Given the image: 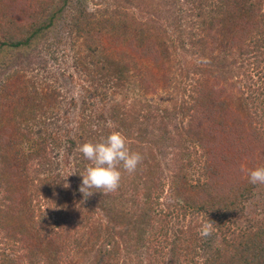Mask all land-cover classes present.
<instances>
[{"label": "trees", "instance_id": "16d2710c", "mask_svg": "<svg viewBox=\"0 0 264 264\" xmlns=\"http://www.w3.org/2000/svg\"><path fill=\"white\" fill-rule=\"evenodd\" d=\"M73 1L61 0L59 4L64 7ZM181 1L178 13H170V5L166 4L165 8L169 10L162 15L158 6L162 5L161 1L148 0L143 6L148 18L144 21L139 20L138 13L128 9L122 22L119 17L109 14L86 19L93 26V29L86 32L87 40L90 39L96 46L103 48L99 51L101 57L93 54L92 63L86 65L83 62L81 66L87 72L91 70L87 77L91 78L92 85L87 92L95 102L100 103L98 108L93 107V116L88 115L87 110L83 114L84 122L89 125L95 118L94 125L86 126V123L78 128H65L63 135L53 132L46 137L48 128H43V120H38L36 114L45 117L49 110L58 113L57 106H50L53 90L46 86L42 89L43 92L37 93L36 80L29 78L27 82L24 81L27 83V86H23L24 93L28 87L29 91L33 90L32 94L27 93V99L30 109L36 113L35 117L16 108L13 115L7 117L6 125L0 127V233H4L0 243H4V246L10 245L15 249L14 245L18 241L27 246L26 239L16 241L17 237L13 234V230L19 233L26 229L22 216L25 212L21 211V206L17 203V186H10L14 183L13 176L23 175L28 184H31L32 179V186L39 192L38 196L51 200L56 206L55 201L62 181H58L53 171H59L64 166L62 167L60 161L55 162V157L47 155L49 150L65 149L66 154L64 153L61 161L66 164L82 144L98 141L113 131H119L126 136L130 150L137 152L140 147H144L145 140L141 136L134 138L137 131L134 127L144 122L154 127L161 121L156 115L159 110L156 111L148 102L143 105L145 103L138 99L143 110L132 112L126 105L117 102L116 95L132 84L138 85L146 93L141 78L147 77L154 68L160 71L165 83H177L180 77H186L193 79L195 85L190 93L192 104L188 108L192 122L182 129L173 127L175 135L172 131H166L172 136L169 141H173L168 147H179L178 151L174 150L172 153L168 166L172 174L175 201L170 205L161 203L166 182L164 176L157 171L161 168L154 162L145 171L148 176L153 177L143 184L134 182L136 189L131 196H126L120 186L114 193L103 195L95 192L86 200L83 196L80 198L89 205L91 203V206L96 205L93 203L95 200L105 201L100 208H104L107 224L95 228L84 240L92 246L96 240L106 239V235H109L108 245L116 248L112 244V237L117 235L118 227H122L123 230L118 233L126 237V243L131 241L135 247L143 246L141 250L145 252L154 248L151 257L161 255L158 248L166 245L172 246L180 256L184 255V262L187 264L188 258L192 260V256L202 259V264H264V207L263 217L257 224L252 220L238 222L237 218L232 221V217L243 213L244 199L252 195L256 187L248 180H242L240 173L237 174V166L222 161L225 154L233 151L235 147L245 153L259 148L260 165L264 166V0H176V4ZM49 2L55 5V9L58 0ZM28 3L29 0H26L22 7L24 13L28 14L24 17L25 20L16 17L20 16V8L4 14L2 11L8 10L0 6V76L12 75L13 82L22 78L20 74H24L16 70L15 65L30 63L33 58L39 59L36 56L38 50L41 55L51 56L57 42L49 38V35L60 10L49 17H42L44 8L42 9L38 0H30V7ZM51 3L48 7L52 6ZM76 12L79 16L74 21L80 25L83 21L80 17L85 13L78 10ZM104 27L108 29L103 34ZM103 35L108 38L105 45L101 40ZM234 45L240 51L242 60V63L236 62L238 68H233L226 56L214 55L216 52H223L228 56L231 50L229 48ZM253 53L257 54L254 63L246 62ZM188 54L195 59L189 64L192 70L185 66L188 71H192V76L184 73L187 70L183 72L177 69L180 65L178 57L183 59ZM216 60H222L223 63L214 66ZM34 64L36 63L32 65ZM199 74L210 78L221 74L226 80L235 79L237 84L229 83L228 87L221 90H217L216 86L210 87L212 89L208 92L202 80L195 77ZM4 84H0V107L2 98L9 93V87ZM200 85L205 88L201 92ZM86 105L84 102L85 107ZM146 106L148 109H145ZM28 121L37 128L34 135L28 130ZM160 129L162 128L158 126L157 130ZM57 133H60L59 130ZM166 138V135H161V139L156 138L150 143L156 147L162 141L164 144L168 143ZM24 140L27 141V146L29 144V151L20 159H13L12 144L16 143L20 147ZM192 140L199 142L203 150L201 155L191 149ZM165 149L167 150V146ZM150 150L153 153V149ZM75 162L77 181L82 182L81 175L89 162L82 154L75 157ZM192 171L198 173L197 178L194 173L190 175ZM31 172L35 178H31ZM38 172L46 177L41 179ZM143 173L138 167L134 177L142 179ZM5 178L9 182L6 188ZM25 185L26 183L23 185L24 189L27 188ZM80 185L78 183L77 188H74L79 191ZM66 198L61 193L58 196V204H61L59 210H52L46 216L39 210L41 221H34L37 226L35 236L41 235L39 242L43 245L53 244L52 251L55 252L66 251L71 246L76 248L82 244L77 235V224L73 221L67 223L62 217L67 215L70 220L75 219L79 224V215H84L85 209L82 204L72 202L68 196ZM122 199L125 201L122 202ZM53 213L57 217L52 216ZM189 213L201 215V221L193 228H182L171 236V219L186 217ZM28 215L36 219L35 211ZM49 223H56L54 225L57 227L67 226V230L64 229L62 234L57 235L53 227H49ZM205 231L207 235L203 234ZM145 242L147 243L144 245ZM27 250L30 264H39L33 251ZM113 256L112 252L111 259L114 260ZM164 261L161 263L165 264ZM1 262L17 264L9 255ZM55 264H60V261L56 259ZM95 264H100V260H95Z\"/></svg>", "mask_w": 264, "mask_h": 264}, {"label": "rangeland", "instance_id": "374dc122", "mask_svg": "<svg viewBox=\"0 0 264 264\" xmlns=\"http://www.w3.org/2000/svg\"><path fill=\"white\" fill-rule=\"evenodd\" d=\"M160 1L162 5L158 4V6L163 13L162 15H165V13L169 10L165 8L166 4L170 5V13H178L180 11L182 1L179 4H176V0ZM25 2L26 0H0V6L4 10H8L2 11L4 14L11 13L14 8H20V16L16 15V17L20 20H25L28 15H26L24 13V9H22ZM38 2L41 5L42 9L44 8V15L42 17H49L56 11L60 10V13H58L59 16L54 22L52 32L49 35V38H52V40L55 41L57 40V42L51 56H46V54L41 55L40 50H38L36 52L37 55H35L39 57V59L35 60L33 58L30 63L27 62L26 64L15 65L14 68L16 70L18 69V71H21L25 74H20L22 78H20L19 80L13 82L12 75L6 74L0 76V84L5 83L4 86L7 85L9 87V93L7 94V96H4L2 98L1 102L0 127L6 125L5 122L7 121V117L13 115L14 111L17 110L16 108L24 110V112L28 116L35 117L34 114L36 113L30 109V103L27 99V93L29 92L32 94L33 90L29 91L30 88L28 87L26 93H24L23 91V86H27V83H24V81L27 82V80L31 78L32 80H36L37 82V93H40L46 86H50L53 90V94L50 95L52 96V104L50 106H57L56 109L58 110V113H56L55 110H49L48 114L45 117L39 113L36 114V116L38 115V120H43V128H48V134H46V137H48L49 135H52L51 133L53 132L59 135H63L65 133V128H78L80 125H86L87 122H84V112H86L87 110L88 115H91L95 110L93 107L95 106V108H98V105H100V103L95 102L94 99L91 98V95L87 92V90L92 85L91 78L87 77V73L89 75L91 70L87 72L81 67L83 62H85L86 65H88V63L90 62L92 63L93 54L101 57V55H99V51H102L103 49L101 46H96L95 42L90 41V39L87 40L86 32H88L89 29H93V26L89 25L86 19L90 20L93 17L97 18L109 14V16L112 15L115 17H119V20L122 22V19L125 17V11L128 9L134 11L135 13H138L139 20H148L147 15L145 14V10H143V6L146 2H148V0H74L72 4L66 5L64 7L59 4L61 0H58L55 9H53L55 5H52L49 0H38ZM50 3L52 6L48 7ZM175 4L177 6H175ZM28 6H31L30 0ZM39 8L40 7H38V10ZM76 10H78L80 13H85L82 17H80V20H83L86 23L82 21V23L79 25L77 21H74V19L79 16ZM46 20L47 18L45 19V21ZM104 28L105 30L103 34L108 29L106 27ZM101 40H103L104 45L105 42H108V38L106 35H103ZM229 49L231 50L229 51L230 54L228 56L223 52H216L214 53V55L221 54L223 56H226V58L229 59V64L232 65L233 68H238V64L236 65V62L239 61L240 63H242V60L240 58V51L235 48V45ZM256 56V53L250 54L246 62L251 61L252 63H254L253 60ZM181 58L180 56L178 57V60H180V62L178 63H180V65L179 68L177 66V69H181L184 72L185 70H187L185 66L189 68V64L193 63L195 59L189 54L187 55V57L185 56L183 59ZM216 61L217 62L214 66H217V63H223L222 60ZM33 63L36 64L32 65ZM232 63H234V65ZM257 65H259L258 61ZM148 69H150V67ZM189 69L192 70V68ZM150 71L151 73L147 77L141 78V83L144 84L146 93L140 90V87H138V85L132 84L129 85L128 89H124L125 91H121L116 95L117 102L121 103V105L123 106L126 105L132 112H140L141 110H143L138 99H141V102L143 101L145 103L143 105H146L148 103L152 104V107L155 108L156 111L159 110L158 112H156V115L161 118V121L154 127L147 122L140 123L142 125H137L134 127V130H137L134 138L137 139L141 136V139L145 140L144 147H140L137 151L143 157L142 162L138 167H140L141 173L144 172L142 174L144 177L142 176V179L134 177L136 171L132 174L124 172L122 175L120 186L122 187V192L126 193V196L127 194L131 196L133 190L136 189L134 182L138 181L142 182L143 184L144 182H148L151 177H153L151 175L148 176L145 171L150 164L156 162V164H158L161 168V170L157 171H159V174H162L164 176V180L166 182L165 194L161 199V203L163 205H170L173 204L175 200L173 198L174 185L172 182V174L170 173L168 169L170 167L168 166L170 165L172 160V153L174 152V150L178 151L179 147L177 149H175V147H168V145L170 146V142L173 141H169L172 136L169 135L166 131L174 130L173 127H179V129H182L183 126L187 127L192 122V119L190 118L188 113V108L192 104L190 93L195 85L193 79H187L186 77H180V79L178 80L179 84L178 82L165 83L160 71L158 72L154 68H152ZM184 73H188L191 76L193 74L192 71L188 70ZM202 75L203 74L195 75V77L202 80L201 82L208 90V92H210V89H212L210 87L216 86L217 90H221L228 87L229 83L237 84L235 79L226 80L222 77L221 74H217L212 78ZM218 75L221 76L218 77ZM178 76L179 74L177 75V77ZM203 88L204 87L200 85L199 92H201ZM54 91L56 93V96H54ZM110 94L112 95V93ZM139 95L143 96L139 97ZM84 102H86L87 107L84 106ZM145 109H148L147 106ZM66 121H68L67 124L65 123ZM94 122L95 118L90 125L87 123L86 126H92L94 125ZM27 123L28 130L32 135H34L35 131L37 130L35 124L31 123V121H28ZM48 125H50V127H47ZM205 125L207 127L209 126L206 123ZM158 126L162 129L157 130ZM57 130H59L60 133H57ZM174 131H172L173 135H175ZM137 135L139 136L137 137ZM161 135H166V142H169L164 144L162 143V141L160 145L156 147L153 146L150 142L156 140V138L161 139ZM26 143L27 141L24 140L20 147L16 146V143L12 144L11 150L13 152V159H20L22 155H25L26 152L29 151V144L27 146ZM198 143V141L192 140L190 147L195 151V153H199V155H201L203 150ZM165 146H167V150L165 149ZM150 149H153L154 154ZM258 151L259 148L255 151L249 150V153H245L244 151L242 152L238 147H235L233 151L225 154V157L222 159V161L226 164L232 163L234 166H237L239 171L237 174L240 173L242 180L247 181L248 178L246 170L261 166ZM64 153L66 154V150L63 148L60 150L58 148H55V151H52L51 149L47 152L48 156L56 158L55 162L60 161L59 163L62 165V167L64 166V168H61L59 171H53L58 181H62V183H60L61 185H59L60 188L57 193V201H55L56 206L52 204L51 200H46L45 198L38 196L39 192H36V189L34 188V186H32V179L31 184H28L27 181L23 178V175L13 176L14 183H12L10 186H14L15 188L17 186V193L19 196V200L17 203L19 207L21 206V211L25 212L22 213V216L24 217L26 226V229L24 231L20 230L19 233L13 230V234L17 237L16 241L26 239L27 246L25 243L22 244L21 241H18L16 245H14L15 249H13L10 245H5L7 246L5 247L4 243H0V264H2V259H5V257L8 255L15 259L17 264H30L31 261H29L27 249L33 251V253L35 254V258L36 256L38 258L39 264H55L56 259L60 261V264H95V260H100V264H152L151 262H153V264H162V260H165V264H187V262H184L185 256L183 255L184 258L182 257V255L180 256V253L176 252L172 246L166 247L165 245V247H162L161 245V248H158L161 255L158 254L157 256L153 255L151 257V254H153V252L155 251H153L154 248H150V250H146L145 252V250H141L143 246L135 247L131 241L129 243H126V237L124 238L122 235H120V233H118L123 230L122 227H118L117 235L112 237V244H115L114 246H117V249L108 245V243L110 244V242L108 241L110 239L109 235V238L106 235V239L96 240L92 246L88 245L86 243L87 241H85L86 238H88L87 236H89V234L95 228L101 227L102 224L104 226L107 224L106 213L103 210L104 208H100L101 204H103L105 201H103V199L95 200L93 203L98 207L96 205L91 206V203L89 205L88 202L81 201L80 198L82 197V194L78 190H76V185L82 182L77 181L78 174H76L75 162V157H78L81 153L79 152V148H77L75 154L67 160L66 164H64L65 161H61L65 156ZM193 173L197 178L198 173L192 171L190 175H193ZM38 175L41 179L43 177H46V175L41 172H38ZM31 178H35V175L32 172ZM24 183H26L27 185H25L27 187L26 189L23 188ZM7 184H9V182L5 178V188L7 187ZM255 187L256 188L253 191L252 195L248 197L246 196L244 199L243 213H239L237 217H232V221L234 220V218H237L238 222L243 221L245 223L248 220H252L255 224H257L263 217L264 185H255ZM3 191L5 192L6 190L3 189ZM61 193L65 195V198L66 196H68L69 200H71L72 202L76 201L77 204H82V207L85 209V214L79 215V224L75 219L70 220L67 215L62 217V219H64L67 223L73 221L77 224V235L79 236V239H81L80 243L82 244L76 246V248H73V246H71L70 248H67L66 251L59 250L55 252L52 251L53 244L43 245L39 242V238L41 237V235L39 234L35 236L37 226L34 221L41 219V212L44 213L43 216H46L52 210L56 212L59 210L61 204H58V196ZM121 201L123 202L125 200L122 199ZM36 210L38 211L37 213ZM39 210H41V212ZM31 211H35L36 219H33L28 215ZM52 216L57 217L55 213H53ZM47 218H49V216H47ZM201 219V215L194 213H189L186 217L184 216L172 218L169 226V228H171V236H173V234H175L178 230H182V228H193L194 226H196V223H198V221H201ZM54 224L56 223H49V227H53V231L57 235L62 234L64 229H66L67 227H57V225ZM81 224H83V226ZM139 228L141 229L143 228V226ZM144 231L146 232V230ZM73 233L74 232L72 231V234ZM3 235L4 233H0V240L2 239ZM147 242H145L144 245ZM151 244H149L148 246H151ZM174 248L176 249V247ZM112 252L114 253L113 257H115L114 260L113 258L111 259ZM188 260V264H202V259H198L193 256L192 260L189 258Z\"/></svg>", "mask_w": 264, "mask_h": 264}, {"label": "clouds", "instance_id": "9594fccd", "mask_svg": "<svg viewBox=\"0 0 264 264\" xmlns=\"http://www.w3.org/2000/svg\"><path fill=\"white\" fill-rule=\"evenodd\" d=\"M79 152L89 162L84 173L80 174L82 183L79 192L85 200L95 192L103 195L116 192L123 173H134L143 159L139 152L130 150L126 136L119 131H113L98 141L82 144ZM246 173L251 185H264V166L247 169ZM203 234L208 233L205 231Z\"/></svg>", "mask_w": 264, "mask_h": 264}]
</instances>
